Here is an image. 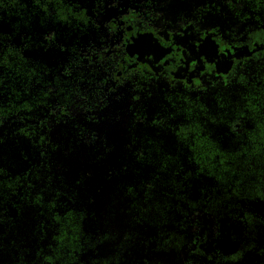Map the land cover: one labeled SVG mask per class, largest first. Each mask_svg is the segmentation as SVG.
I'll list each match as a JSON object with an SVG mask.
<instances>
[{"label": "trees", "instance_id": "16d2710c", "mask_svg": "<svg viewBox=\"0 0 264 264\" xmlns=\"http://www.w3.org/2000/svg\"><path fill=\"white\" fill-rule=\"evenodd\" d=\"M63 2L51 8L57 31L86 17ZM49 14L50 0H0V264H264L263 72L209 99L149 93L135 131H98L88 118L64 131L63 118L43 116L77 93L70 82L85 85L87 107L104 82L86 66L52 70L61 44L59 64L34 58ZM73 31L71 49L82 40ZM142 74L114 81L138 93Z\"/></svg>", "mask_w": 264, "mask_h": 264}, {"label": "flooded vegetation", "instance_id": "af4514ba", "mask_svg": "<svg viewBox=\"0 0 264 264\" xmlns=\"http://www.w3.org/2000/svg\"><path fill=\"white\" fill-rule=\"evenodd\" d=\"M77 1L87 6L86 17L62 19L65 25L57 31L50 0L47 47L35 44L31 51L35 59L46 56L48 62H58L54 46L61 44L64 65L51 64L52 70L59 68L68 78L71 64L102 74L104 83L94 104L87 107L86 88L79 78L70 82L79 88L67 104L43 116L52 122L63 118L64 131H84L86 118L98 131H135L136 108L145 106L146 115L149 93L163 103L167 93L179 90L209 99L213 89L247 72L261 70L264 75V0H199L198 5H189L190 0ZM74 29L82 40L67 48ZM138 69L143 73L140 92L133 91L127 78L126 84L114 81L116 75L122 79Z\"/></svg>", "mask_w": 264, "mask_h": 264}, {"label": "rangeland", "instance_id": "374dc122", "mask_svg": "<svg viewBox=\"0 0 264 264\" xmlns=\"http://www.w3.org/2000/svg\"><path fill=\"white\" fill-rule=\"evenodd\" d=\"M189 2H190V3H188L189 5H194V4L198 5L199 0L198 1L197 0H190Z\"/></svg>", "mask_w": 264, "mask_h": 264}]
</instances>
